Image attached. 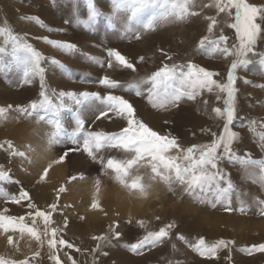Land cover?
<instances>
[{
	"label": "rangeland",
	"instance_id": "obj_1",
	"mask_svg": "<svg viewBox=\"0 0 264 264\" xmlns=\"http://www.w3.org/2000/svg\"><path fill=\"white\" fill-rule=\"evenodd\" d=\"M200 1L201 0H196V5ZM94 2L102 14L97 17L94 23L88 24L86 23L89 11L88 0H9V5L14 4L19 8V13L17 12L19 20L29 27L26 36H24V33H21L23 34L21 35L18 31L13 29L10 31L13 34L19 35L21 42L32 44L34 48L42 54L43 59L40 61V67L44 69L43 76L45 75L46 77L48 73L49 77L50 74H52L53 77V79L51 77L49 80L50 82L45 84V90L54 103L57 102L56 94L61 91H74L77 93L84 91L98 92L101 96H106L111 92L114 95H123V97L129 99L130 102L138 106L140 105L141 108L143 107L142 109H145V112L151 113L150 115H155L160 109H154L147 100L146 93L144 96L140 97L136 96L133 91H127L125 89L130 83L146 79L164 64H172L174 59L171 54L172 52L170 53L169 50H166L161 45L158 46L160 43H156L157 31L162 32L164 28L166 29L169 25L172 26L174 28V36L168 39V41L172 47L178 48L183 45L179 38H182L181 30H178V28L191 23L193 19L197 20L198 17L192 16L184 21H161L154 31H145L140 25L132 22V30L128 31L130 26V13L126 9H117L115 0H94ZM249 2L264 4V0H249ZM193 11L197 10L194 9ZM27 17H38L39 19L33 20ZM228 18L229 33L235 38L229 46L231 48L239 42L235 29L230 27V24L234 22L235 9L232 10V15ZM4 32L3 29L0 28V47L6 49L3 54V59L8 64V69L7 71L0 70V87L9 90L6 95H2L3 91L0 88V107H8L9 105L12 107L8 110L6 118L0 117V144L4 145L0 147V168L9 174V178L0 180V188L9 194L18 195L21 189H33V187H36L37 183H45L51 187V196L53 198L51 202L44 204L45 195L43 193L45 191L43 190L39 191V200L37 196H34L36 194L32 192L31 202L40 209L46 211L49 210V205L56 203L57 209L52 214V220L55 221V224L52 226L63 228L62 232L57 233V239L63 238L81 249V251L77 252L75 248L68 249L66 246L58 245L56 250H52V252L55 251L56 254H59L63 264H71V261L67 258L68 256L74 258L77 264H131L139 262L140 264H169L171 261H168L166 254L174 261L173 264H180L184 260L188 261L190 254L193 255V260H199L201 264H205L207 259L216 260L218 264H253L255 258H260L256 264H264V252L257 251L249 255L241 251L242 248L249 247L253 244L264 243V215L260 214L261 206L258 203L259 200H264V190L260 189L258 184L250 177L251 171H244L245 174L240 177L236 175L230 176L235 186L234 191L231 193V207L233 209L231 212L225 211L226 204H217L216 207L213 208L209 203L198 202L192 194L184 191L183 185H174L176 191L173 193L169 191L168 185L159 180L153 182L151 193L147 199H137L136 196L130 195L128 189L116 182L113 177H104L107 179L104 180L102 178L103 176H100L103 169L94 171H86V169L85 171L82 169L77 170V167L80 168L88 163V169H93L91 166L93 163L92 159L83 151L82 140L79 145L81 150L70 153L69 157L62 161L65 168L63 172L60 171L59 173H55L54 171V173L51 174H49V172L46 180H41V174L45 169L44 165L47 154L50 155V161L54 160L51 163L56 167L59 164L56 163V161L59 160L63 151L69 148H76L77 145L65 138L63 142L49 147L47 144V134L53 129L47 120L51 117V113H46L44 109H38L31 116H27L16 110L19 106H27L32 101H39L41 99V89L33 98L22 97V87L24 88L25 86L28 87L31 85V87H34L35 83H40V77L39 75L35 76L30 84L24 82L22 66L14 62L11 57V52L15 45L11 42L10 37L5 34L6 32ZM137 35L140 36V39H136ZM205 35L209 37V40H214L219 37L218 35L211 36L208 33L203 34L199 32L196 35L197 41L195 45H190L192 49L189 53L194 57L192 59L193 61L190 59L183 60L181 53L177 52L176 57H179L177 60H182L181 62L178 60L179 63L177 61L175 64L186 65L188 62H193L194 64L218 73V70L213 67V65L219 61L223 62L224 65L222 66V72L219 77L220 82H218L220 84H226L230 65L235 57L227 56V58L229 57L227 62L225 61L226 56L224 57L222 54L216 53L210 55V46H205L203 48L199 46L200 39ZM41 36L42 38L45 36L52 41L72 42L77 45V48L71 53L66 51L64 53L62 52L64 50L48 43L45 39L42 40ZM25 37L31 39L23 40V38L28 39ZM129 42H136V44L139 42V50L147 48L152 51H144L139 56L144 57L143 62L139 59L132 61L137 67V71L135 72L130 69L127 71H118V66L108 68V49L114 48L119 50V48L122 47L121 45L130 44ZM263 42L264 38L257 43L256 50L258 53L264 52ZM49 48H52V50ZM160 48L163 49L165 53L170 54L172 59H167L164 54L162 55L160 51H157ZM119 51L121 52V50ZM121 54L123 53L121 52ZM53 58L57 61L62 60L61 63L66 66L67 71L53 64ZM250 59L252 63L249 65H254V62L258 63L260 57L255 56ZM96 60L104 62V66L101 67ZM249 65L238 67L235 73L237 76L235 87L239 90L236 95L235 103L237 115L242 119L234 120L231 128L240 133V130L243 128L250 129L248 121L254 120L252 117L251 119H247L248 115L241 100L243 86L240 84L242 83L248 88L259 89V82H264V79L260 78L257 68L249 70ZM258 65L259 64H257V66ZM114 69L116 72L113 73L112 70ZM104 75L119 80L123 87L109 89L101 85L99 80ZM241 78V83H238L237 80H241ZM245 78L252 83H245ZM15 80H18L19 84L14 82ZM148 87H150V83L143 84L142 90ZM214 89L215 87L213 90ZM218 90L220 91V89ZM212 94H214V91H204V93L197 96L195 100L184 99L178 106L179 109L181 107V115L185 116L187 111H189L196 119H199L201 122L203 120L204 123L198 128L197 133L199 136L192 137L191 135L183 134L175 130V124L173 125L171 122L160 123V127L163 126V128L161 127L162 129L159 133L161 135L171 134L178 137L179 143L183 148H187L191 145L210 143L215 139L213 134H224L223 130L226 120L223 117H219L218 119V116L214 114L219 120L216 124L211 117V113L213 114V112H206L205 96H210ZM218 99V107L224 109L226 107L224 102L227 99V93L220 91V97ZM64 102L67 106L61 110V118L69 133L75 128V117L77 112L81 113L82 117L85 119L86 129L92 131H99V129H95L94 126L99 124L103 119L107 120V124H114L121 117L117 116L115 112H109L108 118L97 120L95 118L96 115L99 110L104 108V104L100 100H92L80 105L66 97ZM94 104L97 105L94 108L96 112H94L93 109V115L87 120L84 116V112L90 110V107ZM257 107L261 108L262 106L258 104ZM140 111L138 113L135 111L136 118L143 121L145 116H140ZM41 116H44L45 119L41 120ZM98 121L99 123H97ZM258 122L255 125L256 132L264 131V120L261 119ZM144 123L146 122L144 121ZM242 124L243 126H241ZM123 128L125 127H119L114 132H119ZM209 129L211 132L208 131ZM6 141H11L14 145V149H9ZM239 142L240 140L233 145L234 151L241 157L247 158L244 155V150L241 151L237 149ZM106 149H110V147H106ZM14 150L24 152L26 155H13ZM83 152L86 153L85 156ZM122 152L126 155H131L130 153ZM171 154L177 155V152L173 151ZM250 158L256 161L264 160L262 156ZM219 166L220 169L226 173H229V169L235 170L238 168H240V170L254 169L258 171L256 165L248 164L245 166L240 162H229L226 159L220 161ZM74 169L75 172H72ZM49 170L50 169H48V171ZM76 171H78V173ZM139 171L140 172L134 174L143 175L144 179L146 178L145 182H148L149 170L144 169L141 171L140 169ZM72 177H76V179H72ZM97 179L100 180L101 185L108 189L109 198H113V204L119 210L118 213L115 214L112 210H107L109 207L93 208L92 204H90L89 197L95 196L96 194L94 195L93 192L90 193V189H94L90 188L92 186L89 181ZM89 185L90 187H88ZM62 186L66 191H59ZM222 186L226 187L227 184L224 183ZM121 188L125 191L124 195L121 194ZM208 198L211 199V193L207 194L206 199ZM102 199L106 200L107 198ZM25 201L26 200H24V202ZM241 201L244 202L246 208V211L243 213L239 211ZM27 202L29 203L28 200ZM9 203L13 202L7 197L0 195V211L5 210ZM14 204L18 205L17 203ZM105 213L107 214L105 215ZM157 217H159V219H157ZM65 218L67 219L66 227H64ZM168 218H170L169 221ZM141 220L144 221V227L138 224V221ZM25 221L30 223L31 218L28 217ZM128 221H131V223ZM115 222H119L118 231L121 233V236L118 238L112 234L109 228V225ZM173 222L174 227L170 230L169 238H166L162 243L157 244L155 247H146L142 255H136L129 250L128 245L142 239L147 232L158 231L159 228ZM41 224H43L42 220L38 219L37 226L43 229ZM101 234H107L110 242L92 239L93 236H99ZM185 234H188L189 237H194V242L187 241L185 239ZM8 235H12L13 244L7 243ZM181 235L184 239H179ZM260 235L262 238L257 237ZM30 238L32 241L27 242ZM200 238H204L209 244L215 243L220 239L235 241V243L230 244L228 248H221L217 257L207 258L200 256L192 247V245L198 243ZM42 239H44L43 246L27 233L21 236L18 231L4 233L3 230H0V256L15 260L28 259L29 264H48L49 261L50 264H55V261L49 258L50 255L44 258L43 252L45 250L49 252L51 249H49L47 245V238L42 237ZM258 239L263 240V242L257 243ZM97 243L101 244L100 252L93 251ZM173 245H175V248H173ZM25 246L28 249H25ZM35 252H39L40 255L34 256ZM105 252L108 253V255H103ZM184 253H188L189 255ZM219 254L223 256L224 261L218 259Z\"/></svg>",
	"mask_w": 264,
	"mask_h": 264
},
{
	"label": "snow or ice",
	"instance_id": "obj_2",
	"mask_svg": "<svg viewBox=\"0 0 264 264\" xmlns=\"http://www.w3.org/2000/svg\"><path fill=\"white\" fill-rule=\"evenodd\" d=\"M117 9H126L129 13L130 26L128 31H131V23L135 22L140 25L145 31H154L156 26L161 21L178 20L184 21L192 16L200 15V12L193 11L196 7V0H115ZM203 7H214L217 14L214 16H206L208 21L207 32L213 33L218 24V16L221 13L232 15V10L235 9L234 22L230 27L235 29L238 44L233 47L228 46V37L220 35L214 40H209L207 35L203 36L199 41L200 47L210 46L211 54H222L224 56H233L228 73V80L226 84H220L214 79L218 73L205 68L203 66L188 62L186 65L182 64H164L157 71L153 72L146 79L130 83L125 90L133 91L136 96H144L154 108L167 109L169 107H178L180 102L184 99L195 100L197 96L202 95L204 91L212 92L213 88H218L222 92L227 93L225 100L226 107L221 109L216 107L213 112L218 117H223L226 120L224 125V134L216 135L210 143L202 145H191L183 148L179 143V138L171 134L161 135L159 132L153 130L142 120L135 116V108L132 103L123 96H117L109 92L106 96H101L98 92H64L61 91L56 94L57 102L54 103L45 90V81L43 72L44 69L40 67V61L43 59L42 54L36 50L32 44L21 42L19 35L13 34L10 30H6V34L10 37L11 42L15 45L12 49L11 55L17 64L23 68V76L25 83H31L33 78L37 75L40 77L41 99L39 101H32L27 106L17 107V111L27 116H31L38 109H44L46 113H51V117L47 122L52 126V131L47 134V144L49 147L63 142L65 138L71 140L76 144V148H69L63 151L59 160L60 163L69 157L70 153L80 151V143L82 140L83 151L93 160L101 164L105 174L109 171L113 174L116 182L128 189L130 195L136 196L137 199H147L151 193L153 182L159 180L168 185L169 191L175 193L174 185H183L184 191L192 194L194 198L200 203H209L213 208L217 204H226L225 211H233L231 207V193L234 191V184L231 181L230 173H226L220 169V161L228 160L229 162H240L247 166L248 164L256 165L257 173H251L250 177L254 182L264 186V160H252L250 154L248 158L241 157L234 151L233 145L241 139V133L232 130L231 126L236 119H242L237 115L236 95L239 91L235 87L237 76L235 75L238 67L247 66L252 63L250 56H259V64L264 66V53L257 52V43L264 38V4L250 3L249 0H212L210 4ZM88 19L86 23L92 24L97 17L102 13L97 8L94 0H88ZM29 19L38 20V17H27ZM42 39L47 40L48 43L55 47L71 53L77 48L72 42L68 41H52L47 37ZM136 39H140L137 35ZM6 49L0 47V70L7 71L8 64L3 59V54ZM167 59L171 60L170 54L165 53L163 49H158ZM107 67H120L130 69L133 72L137 71L136 64L133 63L125 55L121 54L118 49H108ZM143 62L144 57H139ZM53 64L61 69L67 71L65 65L60 61L53 59ZM97 63L104 66V62L96 60ZM186 69V70H185ZM99 83L106 88L116 89L123 85L119 80L113 79L108 75H104ZM150 83V87L142 90L143 84ZM245 83H252L245 78ZM264 87V84L258 85ZM73 100L76 104L83 105L85 102L92 100H100L104 104V108L99 110L96 119L108 118L109 112H115L117 116H122L127 119V127L121 129L119 132H105L92 131L85 127V119L81 113L77 112L75 117V128L71 133L67 132L61 118V110L67 105L65 98ZM12 106L0 107V117H5L8 110ZM41 120L45 117L41 116ZM255 120H249L248 126L252 131H255ZM243 126V124L241 125ZM203 131V129H202ZM211 132V130H208ZM259 145L264 148V131L258 134ZM9 149H14L11 141H6ZM4 145L0 144V147ZM123 150L130 153V158L117 159L116 157H103L98 153L106 148ZM175 151L177 155L171 153ZM13 155L25 156L24 152L13 151ZM51 165L48 166L50 168ZM48 168L44 169L41 180H44L48 174ZM141 168L148 169V182H145L144 176L138 173ZM9 178V174L0 168V180ZM82 178V177H81ZM76 179V177H72ZM227 186L223 187L222 184ZM60 192L66 191L62 186ZM100 193V180H96V196ZM211 193V199H206L207 194ZM0 195L7 197L13 203H21L23 200H28V208L32 209L27 213L31 218V222L25 221L24 216L5 215L0 211V230L4 233L9 231H18L21 236L27 233L34 238L41 246L44 244V239L47 238V245L49 249L56 250L58 245L66 246L68 249H73L77 252L81 251L69 241L60 238L57 239V233L62 232L63 228L53 227L55 221L52 220V214L57 209V204L49 205L50 210H42L31 202L29 193L23 189L18 195L9 194L0 188ZM260 207V214L264 215V200L258 201ZM93 208H99L100 203L98 199H94L92 203ZM6 211V210H5ZM240 212H245L246 208L244 202L241 201ZM107 213H105L106 215ZM43 222V229L37 226V220ZM159 219V217H157ZM131 223V221H128ZM141 227H144V221H138ZM67 226V219L64 220V227ZM174 227V222L166 224L159 228L158 231H149L147 234L131 245H128L129 250L136 255H142L143 250L148 247H155L162 243L170 236V230ZM112 234L115 237H120L121 233L118 231L119 222L109 225ZM92 239L96 241H109L107 234L93 236ZM179 239H184L181 235ZM7 243L13 244L12 235L7 236ZM235 241H227L220 239L215 243L209 244L204 238H200L198 243L192 245L194 250L202 257L212 258L217 257L221 248H228L230 244ZM175 248V245H173ZM101 244L97 243L94 252H100ZM241 251L251 255L254 252H264V243L253 244L249 247L242 248ZM39 252H35L34 256H39ZM108 255V253H103ZM55 261V264H63L59 254L53 251L50 256ZM71 264H77V261L71 256L67 257ZM0 264H29L28 259L15 260L0 256ZM172 264V262H169Z\"/></svg>",
	"mask_w": 264,
	"mask_h": 264
},
{
	"label": "bare ground",
	"instance_id": "obj_3",
	"mask_svg": "<svg viewBox=\"0 0 264 264\" xmlns=\"http://www.w3.org/2000/svg\"><path fill=\"white\" fill-rule=\"evenodd\" d=\"M212 2V0H201L194 9H196L198 12H200V15L198 16H195V17H198L197 20L193 19V21L191 23H188L187 25H183V26H180L178 28V30H181V34H182V38H180V42L183 43V45H181L180 47L176 48V47H172V45L169 44V41L168 39L170 38H173L174 36V33H173V27L169 25V27H167L166 29L164 28V30L161 32V31H157V34H156V43H160L158 46H163V48H165L166 50H169V52L172 54V57L174 58L172 63H175L177 62L178 60H192L194 57H192V54H190L189 52L191 51L192 47L190 45H195L196 41H197V38H196V35L199 33V32H202L203 34L205 33H208L207 32V26H208V21L205 19L206 16H214L217 14V10L214 8V7H203L204 5H207V4H210ZM193 9V10H194ZM16 12H15V11ZM19 8H17V6H15L14 4H10L9 5V0H0V28L3 29V32L5 30H15V31H18L20 34L21 33H24V36L27 35V30L29 29V27L21 22L18 18L19 15H17L19 13ZM18 12V13H17ZM118 16V15H117ZM229 15L226 14V13H221L219 14L218 16V24L216 26V28L214 29L213 33H208L209 35L211 36H214V35H225L228 37V46H230V44L235 40L234 36L232 34L229 33ZM26 21V20H25ZM194 31V32H193ZM4 32V33H5ZM193 32V34L191 35V33ZM26 33V34H25ZM6 34V33H5ZM46 34V33H45ZM23 35V34H21ZM38 36V35H37ZM46 36V35H45ZM44 36V37H45ZM127 36V35H126ZM125 36V37H126ZM6 37V36H5ZM43 37V38H44ZM50 37V36H49ZM3 38V37H2ZM25 38H28V39H24L23 40H29L31 38L29 37H25ZM36 38V37H34ZM42 38V36H41ZM40 38V39H41ZM51 38V37H50ZM124 38V37H123ZM6 39V38H5ZM39 39V38H38ZM52 39V38H51ZM59 39V38H58ZM1 40V39H0ZM43 40V39H42ZM4 41V40H3ZM6 41V40H5ZM9 41V40H8ZM34 41V40H33ZM159 41V42H158ZM42 42V41H41ZM11 43V42H10ZM130 43V42H129ZM7 44V43H6ZM43 44V43H42ZM264 44V42H263ZM3 45V44H2ZM48 45V44H46ZM138 45H139V42L136 44V42H132L130 44H125V45H121L122 47L119 48V50H121V52L127 57L129 58L131 61H135V60H138L139 59V56L144 52V51H152V50H148L147 48L144 49V50H139L138 48ZM5 46V45H3ZM10 46V45H9ZM263 46V45H262ZM34 47V46H33ZM39 47V46H38ZM50 47V46H49ZM156 47V46H155ZM41 48V46H40ZM48 48V47H46ZM45 48V49H46ZM36 49V48H35ZM52 50V48H49ZM55 49V48H54ZM53 49V50H54ZM57 49V48H56ZM157 49V48H156ZM161 49V48H160ZM48 50V49H47ZM175 50V51H174ZM156 51V50H154ZM158 51V50H157ZM262 51V50H261ZM264 51V50H263ZM50 52V51H49ZM57 52V51H55ZM65 53V51H62ZM174 52V53H173ZM181 53L182 55V59H178L179 58L178 56L176 57V53ZM53 53V52H52ZM264 53V52H263ZM58 54V53H57ZM61 54V53H60ZM63 54V53H62ZM148 54V53H147ZM162 54V53H161ZM160 54V55H161ZM6 55V54H5ZM64 55V54H63ZM72 55V54H71ZM156 55V54H155ZM159 55V54H158ZM163 55V54H162ZM56 56V55H55ZM58 56V55H57ZM12 57V56H11ZM79 57V56H77ZM149 57V55H148ZM155 57V56H154ZM225 57V56H224ZM255 56H250V58H253ZM71 58V57H69ZM12 59V58H11ZM54 59V58H53ZM65 59V57H64ZM162 59V58H161ZM176 59V61H175ZM13 60V59H12ZM229 60V57L227 58V56L225 57V61L228 62ZM62 61V60H61ZM60 61V62H61ZM66 61V60H65ZM92 61V60H91ZM167 61V59H166ZM193 61V60H192ZM12 62V61H11ZM168 62V61H167ZM66 63V62H64ZM179 63V61H178ZM193 63V62H192ZM196 63V62H195ZM217 63V62H216ZM214 64L213 67H215L217 70H218V75L214 77L215 80L219 81V77L221 75V72H222V66L224 65L223 62H218L217 64ZM257 63V62H256ZM254 62V65H249L248 69L249 70H254L257 68L258 72H259V76L260 78L264 79V74H263V70H264V66L260 65L259 64V61L257 64H259L257 66ZM69 64V63H67ZM91 64V62H90ZM163 64V62H162ZM88 65V64H87ZM158 69V67H157ZM58 70V69H56ZM55 70V71H56ZM115 70V69H114ZM113 71L116 72V70ZM128 69H124V68H120L118 67V71H127ZM152 70V69H151ZM51 71V70H50ZM49 72V71H48ZM58 72V71H57ZM23 75V74H22ZM45 77V75H44ZM52 77V74H50V77L48 76V73L46 75V77L44 78L45 79V84H47L48 82H50L49 80L51 79ZM142 77V76H141ZM53 79V77H52ZM24 80V79H23ZM259 80V79H257ZM242 81V78L241 80H237V82L241 83ZM14 82H17V84H19V81L18 80H15ZM220 82V81H219ZM14 84V83H13ZM260 85L264 84V82H259ZM5 85V84H4ZM55 85V84H54ZM53 85V86H54ZM242 85V92H241V100L243 102V107L244 109L246 110L247 112V119H251V117L256 121L258 122L259 120H264V87H260L259 89H252V88H248L247 86H244V84H240ZM18 86V85H17ZM32 86V85H31ZM31 86H25L24 88L22 87V97L23 98H33L34 95L40 91L41 89V86H40V83H35L34 84V87H31ZM148 86V85H147ZM146 86V87H147ZM6 87V86H5ZM30 87V88H29ZM1 88V87H0ZM2 89V95L5 94L8 92L7 89H5L4 87L1 88ZM20 91V90H19ZM214 94L210 95V96H205V104H206V112H213V109L218 107V98L220 97V91L218 89H214ZM15 93V92H14ZM21 94V93H20ZM118 96V95H117ZM123 96V95H122ZM128 97V96H127ZM141 97V96H140ZM138 98V97H137ZM125 99H127L125 97ZM129 100V99H127ZM130 101V100H129ZM97 102V101H96ZM132 103V102H131ZM137 103V102H136ZM141 103V102H140ZM144 103V102H143ZM260 104L262 107L259 108L257 107V105ZM132 105L134 106L135 110L137 111L136 113H138L142 108L140 107V105L138 106L137 104L135 103H132ZM97 105L94 104L93 106L90 107V110H87L84 112V116L86 117V119L88 120L89 117H91V115H93V109L96 107ZM100 106V105H99ZM155 109V108H154ZM180 110H181V107L179 109V107H175V108H172V107H169L167 109H160L158 110V112L155 114V115H150L151 113H148V112H145V109H142L140 111V116L143 117V115L145 116L143 119V122L145 121L146 124L155 129V131L157 132H160L161 129L163 128V126L160 127V123H164V122H171V124H175V130L183 133V134H187V135H191L192 137L193 136H199V134L197 133L198 132V128L200 127V125L203 122L199 120V119H196L191 112L187 111V114L184 116V115H181L180 113ZM94 112H96V109H94ZM91 113V114H90ZM142 113V115H141ZM215 113L213 112V114L211 113V117L213 118V121H215V123L217 124L219 122V117L217 119V117H215L214 115ZM136 116V114H135ZM138 116V115H137ZM250 117V118H248ZM142 119V118H141ZM91 120V119H90ZM99 123V121L97 122ZM107 120L106 119H103L99 124H96L94 126L95 129H99V131H105V132H114L116 131L119 127H127V119L125 117H120L118 119V121L114 124L112 123H109L107 124ZM259 123V122H258ZM107 124V125H106ZM241 131V139H240V142L237 146V149L238 150H244V155L248 158V154H250V157H253V158H258V157H264V148H261L260 145H259V139H258V134L259 132H256L255 131H252L251 129L249 128H243L240 130ZM260 131V130H259ZM261 132V131H260ZM196 133V135H195ZM191 137V138H192ZM123 150H118V149H113V148H110V149H102L98 155L99 156H103L105 158L107 157H116L117 159H127V158H130V155H126L122 152ZM84 153V152H83ZM86 153H84V156H85ZM59 155V154H58ZM49 154H47L46 156V159H45V168L48 167L49 165H51L48 173L51 174V173H59L60 171H64V164L62 162H60L58 164V166L54 167L52 165L51 162L53 161H50L49 159ZM88 156V155H87ZM86 156V157H87ZM57 158V157H55ZM85 158V157H84ZM88 158V157H87ZM53 159V158H52ZM79 159V158H78ZM83 160V159H82ZM86 160V159H85ZM89 160V159H88ZM84 161V160H83ZM93 161V160H92ZM86 162V161H85ZM42 163V162H41ZM79 163V162H78ZM80 164V163H79ZM89 164V163H88ZM88 164H81L83 165L82 167L78 168L77 167V170H84L86 169L89 170V171H94V170H101L103 169L101 164L96 162V161H93L92 163V168L93 169H88ZM37 165V164H36ZM40 165V164H39ZM77 166V164H76ZM54 167V168H53ZM76 168V167H75ZM145 168H141V171H143ZM146 170V169H145ZM230 171H228L230 173V176H233V175H236L237 177H240L241 175L245 174V172H249L251 171V173H257L258 171L254 170V169H246V170H240V168L238 169H235V170H231L229 169ZM71 171V170H70ZM245 171V172H244ZM72 172H75V169L72 171ZM78 173V171H76ZM140 172V171H139ZM145 172V171H144ZM39 174V173H38ZM70 174V172H69ZM37 175V174H36ZM43 175V173L41 174V176ZM71 175V174H70ZM74 175V173H73ZM104 180H107L106 178L104 177H113V174L109 171L107 174H105L104 170L103 172L101 173L100 175ZM146 179V178H145ZM246 179V178H245ZM46 180V178H45ZM146 181V180H145ZM43 182V181H42ZM89 183L91 184L92 187H90V185L88 187L90 188H93L94 190H91L90 189V193H94V195L96 194V180H90ZM259 188L264 190V186H262L261 184L257 183ZM119 189V188H118ZM45 191L43 194L45 195L44 197V204H48L49 202H51L53 200L52 196H51V187L49 185H46L45 183L42 184V183H37L36 184V187H33V189L29 188H25V191H27L29 193V196L32 197L31 195L32 192H34L36 195H34L35 197L37 196V199L39 200L40 199V194H39V191ZM108 189L105 188L103 185H101V182H100V193L98 195V197L95 195V196H91L89 197V202L90 204L93 203V200L94 199H98L99 200V203H100V207H103V208H108L107 210H112L115 214L118 213V209L115 207V205L113 204V198H109V194H108ZM120 191V190H119ZM121 194L124 195V192L123 189L121 188ZM50 192V193H49ZM117 197V196H116ZM102 198H107L106 200H103ZM209 199V198H208ZM86 200V199H85ZM103 200V201H101ZM36 201V200H34ZM116 203V202H114ZM37 204V203H36ZM28 202L27 200L24 202V200L19 203L18 205H15L14 203H9L7 205V208L5 210H2V212H4L6 215H11V216H16V217H19V216H24L25 219L27 220L28 216H27V213L29 211H31L32 209L28 208ZM99 207V208H100ZM50 210V209H49ZM170 220V218H168V221ZM42 227H43V224H41ZM40 227V226H39ZM186 232V231H185ZM184 232V233H185ZM186 235V234H185ZM18 236V234H17ZM20 237V236H19ZM259 238H262V236H257ZM80 238V237H79ZM24 239V238H23ZM187 241L189 242H194V237H189L188 234L186 235V238H185ZM29 241H32L31 238L30 240H27V242ZM47 242V240H46ZM259 242H263V240L261 239H258L257 240V243ZM25 249H28L26 246L24 247ZM44 258H47L48 255H52L53 252L52 250L47 252V250H45L44 252ZM113 253V252H112ZM193 253V252H192ZM182 254V253H181ZM184 254H188V253H184ZM189 255V254H188ZM49 256V258H50ZM167 258H168V261H171L172 264H173V260L166 254ZM220 257V258H219ZM219 257L218 259L220 261H224V258L221 254H219ZM260 258H255V260H253V264H256L258 261H259ZM167 261V262H168ZM147 262V261H146ZM46 263V262H45ZM110 263V262H109ZM124 263V262H122ZM217 261L215 260H212V259H207V262L205 264H216ZM50 264V261L49 263ZM119 264V263H118ZM131 264H140L139 263H131ZM148 264V263H146ZM179 264V263H178ZM180 264H201L199 260H193V255L190 254V256L188 257V261L187 260H184L183 262H181ZM218 264V263H217ZM238 264H242V263H238Z\"/></svg>",
	"mask_w": 264,
	"mask_h": 264
}]
</instances>
